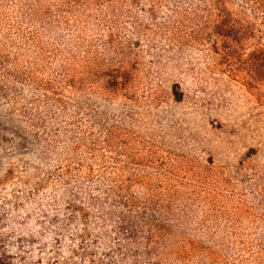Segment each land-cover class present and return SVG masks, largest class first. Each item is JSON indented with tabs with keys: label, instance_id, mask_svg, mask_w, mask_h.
Instances as JSON below:
<instances>
[{
	"label": "rangeland",
	"instance_id": "rangeland-1",
	"mask_svg": "<svg viewBox=\"0 0 264 264\" xmlns=\"http://www.w3.org/2000/svg\"><path fill=\"white\" fill-rule=\"evenodd\" d=\"M198 3L0 0V264H264V55Z\"/></svg>",
	"mask_w": 264,
	"mask_h": 264
},
{
	"label": "trees",
	"instance_id": "trees-1",
	"mask_svg": "<svg viewBox=\"0 0 264 264\" xmlns=\"http://www.w3.org/2000/svg\"><path fill=\"white\" fill-rule=\"evenodd\" d=\"M202 3L211 23L209 40L212 50L224 57L235 58V52L245 42L257 41L250 53L252 63L264 55V0H240L234 11L228 9L229 0H192ZM115 264V262H114Z\"/></svg>",
	"mask_w": 264,
	"mask_h": 264
}]
</instances>
